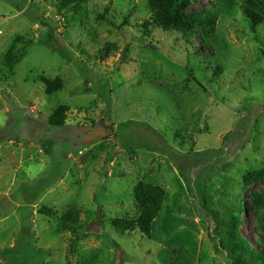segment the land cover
<instances>
[{"label":"rangeland","instance_id":"rangeland-1","mask_svg":"<svg viewBox=\"0 0 264 264\" xmlns=\"http://www.w3.org/2000/svg\"><path fill=\"white\" fill-rule=\"evenodd\" d=\"M60 1L0 0V264H235L238 201L261 255L241 264H264V181L242 183L264 170V23L241 11L264 16V0H187L216 14L208 44L153 28L148 0ZM41 78L62 86L46 95ZM59 106L65 124L49 126ZM138 181L164 200L148 237L119 235L110 221L137 218ZM72 207L77 226L58 233Z\"/></svg>","mask_w":264,"mask_h":264},{"label":"trees","instance_id":"trees-1","mask_svg":"<svg viewBox=\"0 0 264 264\" xmlns=\"http://www.w3.org/2000/svg\"><path fill=\"white\" fill-rule=\"evenodd\" d=\"M84 1L85 0H61L60 2L62 5L69 4L73 9H80ZM148 3L151 12L149 23L153 28L186 38L199 35L202 43H214L215 13L203 16L186 14V9L189 6L187 0H181L180 2H178V0H148ZM241 11L249 20L252 29L255 30V28L264 23V16L253 9L244 6L241 8ZM106 12L107 9L105 10V13ZM20 40H22L20 37L15 39L3 59L4 65L8 68H11L14 63L15 56L13 52L15 44L16 41ZM219 72V67L212 70L214 76ZM40 80L45 86L46 95H51L62 86V81L60 79L49 80L41 78ZM67 111V107L59 106L50 115L47 124L52 127H63ZM263 181L264 170L248 172L242 178L243 188H249ZM132 195L139 209L137 218L134 220L128 218H115L110 221V224L114 232L119 235L137 231L142 236L148 237L151 224L161 208L165 192L160 186L138 181L132 188ZM251 210L255 218L257 231L264 237V196L258 197L253 201ZM243 211L244 206L242 201H238L236 210L229 214V222L225 228L227 231V238L232 242L229 252L237 254V257L234 259L235 264H241L246 256L256 259L261 258V255L251 250L248 242L242 237L239 231V224ZM39 212L48 217L54 216V213L47 208H42ZM78 214L79 211L77 209L74 207L70 208L59 218L56 231L61 233L73 230L78 224Z\"/></svg>","mask_w":264,"mask_h":264}]
</instances>
